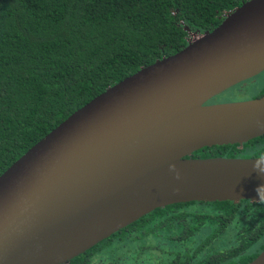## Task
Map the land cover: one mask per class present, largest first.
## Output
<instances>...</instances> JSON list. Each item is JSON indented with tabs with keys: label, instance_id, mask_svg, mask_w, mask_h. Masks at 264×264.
Returning a JSON list of instances; mask_svg holds the SVG:
<instances>
[{
	"label": "water",
	"instance_id": "water-1",
	"mask_svg": "<svg viewBox=\"0 0 264 264\" xmlns=\"http://www.w3.org/2000/svg\"><path fill=\"white\" fill-rule=\"evenodd\" d=\"M262 70L264 0H244L73 110L0 173V264L65 263L173 202L264 199V155H191L264 133V94L208 102Z\"/></svg>",
	"mask_w": 264,
	"mask_h": 264
},
{
	"label": "trees",
	"instance_id": "trees-1",
	"mask_svg": "<svg viewBox=\"0 0 264 264\" xmlns=\"http://www.w3.org/2000/svg\"><path fill=\"white\" fill-rule=\"evenodd\" d=\"M242 1L0 0V173L108 85L182 48L190 32L211 29ZM261 94L264 82L251 97ZM191 155H264V133L242 144L205 145ZM129 225L150 231L177 226L187 235L201 225L208 235L232 226L246 243V234L264 232V199L179 201ZM263 247L264 239L257 241L247 259ZM176 252L170 264L178 262Z\"/></svg>",
	"mask_w": 264,
	"mask_h": 264
},
{
	"label": "flooded vegetation",
	"instance_id": "flooded-vegetation-1",
	"mask_svg": "<svg viewBox=\"0 0 264 264\" xmlns=\"http://www.w3.org/2000/svg\"><path fill=\"white\" fill-rule=\"evenodd\" d=\"M261 72L263 70L234 85L253 81L252 79ZM130 223L77 254L82 255L71 264H170L171 261L175 262L176 251H179L176 264H245L251 260L247 259V255L255 249L257 241L264 239L262 231L258 235L246 234V243L240 242L237 240L240 235L235 233L232 226L215 229V233L208 235L210 230L201 225L191 229L187 235L184 229L177 233V226L167 229L154 228L150 231L149 227L137 229L136 225H129ZM251 238L253 242L249 243ZM73 257L62 264H67Z\"/></svg>",
	"mask_w": 264,
	"mask_h": 264
},
{
	"label": "rangeland",
	"instance_id": "rangeland-1",
	"mask_svg": "<svg viewBox=\"0 0 264 264\" xmlns=\"http://www.w3.org/2000/svg\"><path fill=\"white\" fill-rule=\"evenodd\" d=\"M253 81L243 84H236L232 85L231 87L227 88L225 91H221L220 93L216 94V101L220 100H236L245 97H251L252 93L256 91V89L260 88V86L264 82V70L263 72L259 73L255 76Z\"/></svg>",
	"mask_w": 264,
	"mask_h": 264
},
{
	"label": "clouds",
	"instance_id": "clouds-1",
	"mask_svg": "<svg viewBox=\"0 0 264 264\" xmlns=\"http://www.w3.org/2000/svg\"><path fill=\"white\" fill-rule=\"evenodd\" d=\"M259 171H260L261 173H264V168H259Z\"/></svg>",
	"mask_w": 264,
	"mask_h": 264
}]
</instances>
